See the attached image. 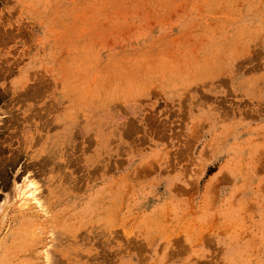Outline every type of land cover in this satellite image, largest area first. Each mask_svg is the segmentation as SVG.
Here are the masks:
<instances>
[{
  "label": "rangeland",
  "instance_id": "374dc122",
  "mask_svg": "<svg viewBox=\"0 0 264 264\" xmlns=\"http://www.w3.org/2000/svg\"><path fill=\"white\" fill-rule=\"evenodd\" d=\"M0 36V264H264V0H0Z\"/></svg>",
  "mask_w": 264,
  "mask_h": 264
},
{
  "label": "bare ground",
  "instance_id": "6f19581e",
  "mask_svg": "<svg viewBox=\"0 0 264 264\" xmlns=\"http://www.w3.org/2000/svg\"><path fill=\"white\" fill-rule=\"evenodd\" d=\"M7 34V33H6ZM1 37V36H0ZM12 37V36H11ZM10 37V38H11ZM4 61V60H3ZM4 66V65H3ZM10 66V65H9ZM5 67V66H4ZM11 68V67H10ZM5 70V69H4ZM9 70H11V69H9ZM39 81V80H38ZM42 82V81H41ZM20 83V82H19ZM19 83H16V84H14V85H12L11 87H12V89L11 90H13V91H15L16 90V87L19 85ZM33 84V83H32ZM34 85V84H33ZM23 86V85H22ZM37 87V86H36ZM3 89H4V87H3ZM7 90H8V88H6ZM26 90V89H25ZM28 91H29V89H28ZM35 92V91H34ZM37 92V91H36ZM39 92V91H38ZM37 92V94H39ZM17 93H18V91H17ZM18 95V94H17ZM20 95V94H19ZM18 95V96H19ZM32 95V94H31ZM17 96V97H18ZM16 98V97H15ZM19 99V98H18ZM17 100V99H16ZM20 101V100H19ZM23 102V101H22ZM46 103H47V101H46ZM47 111V110H46ZM35 113V112H34ZM37 113V112H36ZM41 117V116H40ZM50 119V118H49ZM19 120V119H18ZM48 120V119H47ZM9 121V120H8ZM13 121H15V119L13 120ZM46 121V120H45ZM16 122V121H15ZM14 122H12L11 124H13ZM49 123V122H48ZM10 124V125H11ZM15 124V123H14ZM14 124H13V126H14ZM9 125V126H10ZM18 125V124H17ZM16 124H15V126H17ZM14 126V127H15ZM11 127V126H10ZM18 127V126H17ZM16 127V128H17ZM135 128V127H134ZM128 129V128H127ZM24 132V131H23ZM126 132V131H125ZM130 132V131H129ZM11 134V133H10ZM11 136V135H10ZM14 136V135H13ZM11 139V138H10ZM5 139H2V140H0V176L1 177H5V175H4V171H6V169L4 170V168H5V165H7V164H9L10 163V165H11V163H13L14 162V165H15V161L16 160H18L17 159V156H19V150H20V148H12V147H8V145H5V146H2V141H4ZM5 142V141H4ZM2 146V147H1ZM84 150H86V149H84ZM5 151H10V153L9 154H7V155H5ZM2 153H4V155L2 154ZM20 154H21V152H20ZM43 157V156H42ZM49 155L47 156V157H43L42 158V162H45L46 164H47V160H48V163H49ZM76 161V160H75ZM23 162V161H22ZM33 163V162H32ZM35 164V163H34ZM39 165H40V163H38ZM43 164V163H42ZM72 164V163H71ZM13 165V164H12ZM30 165V164H29ZM28 165V166H29ZM33 165V164H32ZM31 165V166H32ZM45 165V164H44ZM26 164H23V165H21V167H23L22 168V170L23 169H26ZM30 166V168L29 169H31L32 167ZM41 167H45V166H41ZM79 167V166H78ZM43 168H42V170H43ZM28 169V168H27ZM25 170V171H28V170ZM21 170V171H22ZM31 170H33V169H31ZM37 170H40V169H37ZM24 171V170H23ZM35 172V171H34ZM92 172V171H91ZM22 173V172H21ZM29 173V172H28ZM38 173L40 174L41 172L40 171H38ZM32 174H36V173H32ZM4 175V176H3ZM32 176V175H31ZM35 176V175H34ZM25 177V176H24ZM24 179H26V180H23L24 181V183L22 182V183H20V182H15V184L13 185L16 189H17V192H16V198L18 197V200H20V203L23 205V200L25 199V197H27V196H32L33 195V191H34V195H35V190L37 189V186H36V182L34 181V180H31V179H34V178H32V177H30V179H29V177L28 178H24ZM29 186H30V188H29ZM32 187V188H31ZM36 187V188H35ZM36 191H38V190H36ZM36 194H38V193H36ZM37 197V196H36ZM32 198H35L34 196H32ZM36 199V198H35ZM40 199V198H39ZM39 199H37V203L40 205V201H39ZM28 200V199H27ZM31 202V201H30ZM32 202H34V200L32 201ZM25 204L27 203V201L26 202H24ZM36 203V202H35ZM36 203V204H37ZM24 204V205H25ZM42 208H43V206H41ZM56 231V230H55ZM91 231V230H90ZM56 234V233H55ZM59 234V233H58ZM79 235V234H78ZM94 235V234H93ZM49 245V244H48ZM47 254V253H46ZM56 256V255H55ZM2 258V257H1ZM50 258V257H49ZM47 259V258H46ZM47 261V260H46ZM59 261H60V259H59Z\"/></svg>",
  "mask_w": 264,
  "mask_h": 264
}]
</instances>
